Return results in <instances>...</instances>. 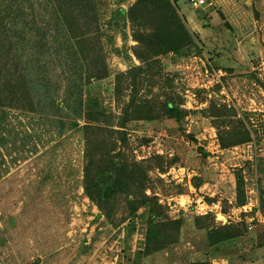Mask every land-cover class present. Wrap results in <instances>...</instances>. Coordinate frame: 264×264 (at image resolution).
I'll use <instances>...</instances> for the list:
<instances>
[{
    "label": "rangeland",
    "instance_id": "obj_1",
    "mask_svg": "<svg viewBox=\"0 0 264 264\" xmlns=\"http://www.w3.org/2000/svg\"><path fill=\"white\" fill-rule=\"evenodd\" d=\"M95 1L82 25L86 42L71 40L49 0H22L8 20L0 76L11 75L19 95L39 92L43 111L7 117L0 264H264V0H210L199 11L170 0L194 45L149 61L138 54L154 55L148 45L159 17L145 26L120 12L139 0ZM168 100L186 112L181 122L162 110ZM150 108L154 121L145 120ZM220 108L235 118L217 119L228 113ZM98 112L99 122L89 120ZM237 120L252 141L224 150L219 130ZM86 137L95 148L92 180L106 189L120 172H146V200L135 186L98 197L101 211L85 191ZM101 141L116 143L115 151H99ZM238 175L253 213L236 205ZM134 199L146 201L137 212ZM218 203L221 210L206 209ZM153 213L160 234L176 235L174 222L181 227L174 243L148 254ZM223 227L241 236L212 244L210 234Z\"/></svg>",
    "mask_w": 264,
    "mask_h": 264
},
{
    "label": "trees",
    "instance_id": "obj_2",
    "mask_svg": "<svg viewBox=\"0 0 264 264\" xmlns=\"http://www.w3.org/2000/svg\"><path fill=\"white\" fill-rule=\"evenodd\" d=\"M22 0H0V43L2 41V37L7 33V27L11 25L8 20H13V17L16 16L15 10L18 9V4ZM180 0H176L174 3L178 5ZM188 2V0H187ZM49 5L54 8V15L58 17V20H61L68 33L70 34L71 40L78 41L82 39L83 42H86V38L90 35L87 29L82 25L85 21L86 16H93L94 11L97 10V2L95 0H49ZM170 0H139L137 4L130 8L128 12L121 10L120 12L131 19L134 22H138L139 24H143L148 26V24L153 22V17H159L158 28L156 29L153 39L150 40V44L148 45L149 52H152L154 55L146 57L138 54L139 58L142 61L152 60V57L157 58L162 55H166L169 53H176L184 50L187 47H191L194 45V39L190 32L188 31L184 21L181 19L180 15L177 13V8ZM189 4V2H188ZM190 6V4H189ZM191 8V6H190ZM192 9V8H191ZM199 11V10H196ZM91 12V13H90ZM136 18L137 20L135 21ZM12 25L14 23L12 22ZM149 39V38H148ZM139 40V39H137ZM86 49V48H85ZM147 49V50H148ZM9 55V51L4 50V47L0 45V67L6 63V58ZM232 73V70H228ZM100 77V76H95ZM93 78V77H92ZM102 78V77H101ZM18 79L20 77L18 76ZM2 81L5 83L2 85ZM11 75L7 77V75L2 74L0 76V147L7 148L10 143V135L11 132L7 127V117L10 111L19 112V113H40L42 112V108H40L41 103V94L39 92L27 95V93H23L20 91L21 95L18 94V90L11 85ZM26 103L28 105H23ZM40 108V109H38ZM162 110L166 112L167 115L176 119L178 122H181L182 119L186 116V112L180 109V106L176 103L168 100L163 103ZM219 110H225L228 113L219 111L215 116L217 119L220 118H235V115L230 113L231 111L226 110L224 108H220ZM103 113L98 112L96 116H92L89 120L93 122H99L100 119L97 117H101ZM90 116V115H89ZM157 119L155 116V110L153 108L148 109L145 120L146 121H154ZM128 120H124L119 127L125 128ZM234 126L223 131L219 130V142L222 149H229L236 146H240L243 144L250 143L252 141L251 134L247 127L243 124L242 121H232ZM113 127V125H111ZM95 131L99 128H91L86 126L85 131L89 132L90 130ZM110 132H115L113 129H110ZM123 134V133H121ZM86 161L87 164L85 166V191L87 196L97 204V206L104 210L103 204L98 200V197H112L117 192H128L130 189L135 186L140 189L143 193V199L148 198L145 195V191L147 190V185H145V178H147V173L144 172L140 178L135 177L134 171H129V173L120 172L122 175V179L119 177V180L113 184L111 187H107L103 189L102 183H95L92 179L95 162V156L90 153V151H95L94 141L90 137H86ZM100 145H104L99 149V151H115L117 146L116 143H112V147L110 145H106L105 141H101ZM10 148V147H9ZM8 148V149H9ZM245 181L241 175L237 176V187H236V205L244 206L246 205V196H245ZM131 204L133 205L132 211L137 212L138 209L141 208L145 204L146 201L139 203L134 199ZM156 214L153 213L150 216V227L146 234V252L150 254L153 251H158L164 247V244L174 243L177 239V227L180 228L181 222H174L176 224L175 233L166 235L160 234L162 229V223H155ZM246 225V228H250L247 221H243ZM155 223V224H154ZM232 231L230 227L219 228L218 231H214L210 234V240L212 244L218 243L222 240L233 238L236 236H241V233L238 231ZM160 237L159 242L157 243V239ZM188 264H212L209 261H201L194 262Z\"/></svg>",
    "mask_w": 264,
    "mask_h": 264
},
{
    "label": "built area",
    "instance_id": "obj_3",
    "mask_svg": "<svg viewBox=\"0 0 264 264\" xmlns=\"http://www.w3.org/2000/svg\"><path fill=\"white\" fill-rule=\"evenodd\" d=\"M190 6L192 9H196V10H200V9H206L208 7L211 6V3H210V0H188ZM215 207V209H214ZM217 208V209H216ZM241 211L240 212H244V213H247V212H250V213H253L254 210L257 208V205L255 204H252V203H248L246 204L245 206H242V207H238ZM248 208V209H247ZM206 209L207 210H210L211 212H216L217 210H221V207L218 204H216L215 206L210 207V206H206ZM259 214L260 212H256V216L259 217ZM218 216H222L223 218L226 219V221L228 222V218L225 217L222 212L220 211L219 214L217 215V218H219ZM262 216V215H261ZM242 217V216H241ZM219 219H217L218 221ZM251 220H254V219H251ZM260 223H262L263 227H264V217H262V220L259 221Z\"/></svg>",
    "mask_w": 264,
    "mask_h": 264
}]
</instances>
